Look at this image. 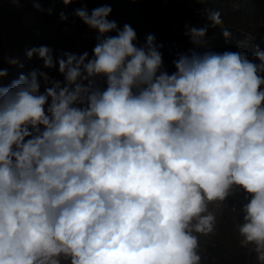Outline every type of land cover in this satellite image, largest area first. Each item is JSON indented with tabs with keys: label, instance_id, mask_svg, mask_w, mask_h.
I'll return each instance as SVG.
<instances>
[{
	"label": "clouds",
	"instance_id": "obj_1",
	"mask_svg": "<svg viewBox=\"0 0 264 264\" xmlns=\"http://www.w3.org/2000/svg\"><path fill=\"white\" fill-rule=\"evenodd\" d=\"M111 12L75 10L98 32L91 57L27 50L63 83L34 69L0 85V264H201L208 206L237 189L241 244L264 264V51L192 50L169 73L155 37L138 45Z\"/></svg>",
	"mask_w": 264,
	"mask_h": 264
},
{
	"label": "trees",
	"instance_id": "obj_2",
	"mask_svg": "<svg viewBox=\"0 0 264 264\" xmlns=\"http://www.w3.org/2000/svg\"><path fill=\"white\" fill-rule=\"evenodd\" d=\"M35 3H39L43 11L37 10ZM103 6L112 8L108 19L115 21L118 27L126 23L133 27L138 45L149 35L155 37L154 42L163 54L164 68L169 73L175 71L172 61L180 54L190 53L189 49L219 53L243 51L249 55L257 50L264 51V0H74L67 6L62 0H20L19 3L0 0V68L8 73L0 78V85L7 87L21 74L34 69L63 83L58 64L46 69L38 57L28 59L27 50L48 46L53 49L54 60L61 52L77 55L88 52L91 57L98 32L85 25L75 15V10L83 8L91 14L93 9ZM217 10L223 20L221 27H213L208 18L209 12ZM61 12L67 16L66 20H61ZM6 21L16 25L22 54L18 63L10 67H5L3 61L2 34ZM192 27L207 29L199 46L186 35ZM224 28L230 32L228 38L223 35ZM44 87L41 80V92ZM245 202L232 197L220 210L213 211L216 216L214 231L207 235L197 234L201 264H262L255 253L249 254L251 245L241 244L237 226L243 218L239 210ZM231 207L237 212L231 211Z\"/></svg>",
	"mask_w": 264,
	"mask_h": 264
},
{
	"label": "rangeland",
	"instance_id": "obj_3",
	"mask_svg": "<svg viewBox=\"0 0 264 264\" xmlns=\"http://www.w3.org/2000/svg\"><path fill=\"white\" fill-rule=\"evenodd\" d=\"M2 39H3V61H4V65L5 67H10L12 66L11 64H9V59H14V60H19L21 57V51L19 49V34L17 33V28L16 25L13 21H6L5 25H4V31L2 34ZM191 50L189 49V52ZM256 52V51H255ZM255 52H253L252 54H248L249 59H252ZM101 86L105 87L106 85L103 83V81H100ZM238 194V196H236ZM247 194L243 192V190L241 189H237L234 193V195H232V197H238V198H242V200H245V196ZM232 197H228L227 199H231ZM250 198V197H249ZM226 201L224 203L221 204H217V203H211L209 204L208 208L209 211L213 212L216 211L218 208L219 210L221 209V205L225 204Z\"/></svg>",
	"mask_w": 264,
	"mask_h": 264
}]
</instances>
